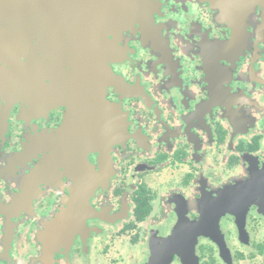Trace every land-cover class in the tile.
I'll list each match as a JSON object with an SVG mask.
<instances>
[{
  "label": "flooded vegetation",
  "instance_id": "obj_1",
  "mask_svg": "<svg viewBox=\"0 0 264 264\" xmlns=\"http://www.w3.org/2000/svg\"><path fill=\"white\" fill-rule=\"evenodd\" d=\"M132 1L89 71L1 23L0 264H182L207 214L191 264H264V0Z\"/></svg>",
  "mask_w": 264,
  "mask_h": 264
},
{
  "label": "water",
  "instance_id": "obj_2",
  "mask_svg": "<svg viewBox=\"0 0 264 264\" xmlns=\"http://www.w3.org/2000/svg\"><path fill=\"white\" fill-rule=\"evenodd\" d=\"M134 6L132 0H0V27L7 19L10 25L18 23L21 28L34 23L35 29L43 31L46 26L51 32L57 31L61 33L70 68L89 71L97 68L99 55L113 53L110 49L107 51L98 49L99 46L95 44L101 42L92 39L100 29L107 27L110 29L121 18L124 22L135 18ZM40 39L42 42L43 35ZM5 46H7L5 41H0V53H8ZM208 215L207 223L198 228L193 226V229L186 225L184 234L174 236L167 245L176 249L182 264L192 263L196 237L203 235L204 228L214 224L215 220L212 217L214 215ZM214 239L217 240L216 237Z\"/></svg>",
  "mask_w": 264,
  "mask_h": 264
}]
</instances>
